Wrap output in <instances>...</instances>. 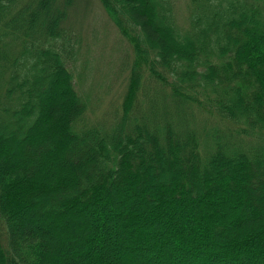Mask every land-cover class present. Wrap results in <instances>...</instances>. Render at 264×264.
Returning a JSON list of instances; mask_svg holds the SVG:
<instances>
[{"label":"trees","instance_id":"obj_1","mask_svg":"<svg viewBox=\"0 0 264 264\" xmlns=\"http://www.w3.org/2000/svg\"><path fill=\"white\" fill-rule=\"evenodd\" d=\"M56 1L0 0V264H264V0H99L133 53L78 92Z\"/></svg>","mask_w":264,"mask_h":264},{"label":"rangeland","instance_id":"obj_2","mask_svg":"<svg viewBox=\"0 0 264 264\" xmlns=\"http://www.w3.org/2000/svg\"><path fill=\"white\" fill-rule=\"evenodd\" d=\"M171 1L173 4L177 22L180 25L182 24L185 26L188 23V0ZM55 4L58 7L61 6L67 9L71 7L65 6L64 0H57ZM54 7L55 6L52 4V6L48 8V15L54 14ZM74 19L78 23V26L81 30V44L79 43V49H83L84 47H92L96 49L93 57H88V54H85L84 56L82 55V58H77L76 54H73L72 52L69 53V57L71 58L67 60L66 66L72 74V84L73 86L77 87L76 90L78 92V87L80 89H83L78 83H80V81H83L81 71H83L84 67L85 70L88 67L93 68L94 74L98 77L94 80V82H100V80L105 79L104 71L109 72V74L111 75H115L120 68L119 65L123 57L125 58V60L131 58V53H133L132 45H134V41L128 42L125 38H119L118 35H121L120 29L114 25L112 20L107 15L105 9L99 3V0H78V7ZM64 24L67 25L68 22L64 21ZM72 45L74 44L71 43V46ZM127 63L129 62L127 61ZM127 63H125L124 65H126ZM103 64L108 65L101 73L95 72V70L101 71L103 69ZM124 65L121 67V69L124 68ZM115 84L117 83H112L111 86H114ZM117 87H123V83L117 84ZM110 95L111 91L109 90L107 93L104 94V96L101 97L100 102H102V105L107 101ZM198 95L201 96L202 94L198 92ZM100 108L101 104L100 107L96 109V111H99ZM49 165L54 166L53 164ZM129 193L132 194L130 191ZM100 210H102V207L100 208ZM180 213H182L181 210L178 214ZM111 222L112 220L102 221L101 224L103 226L107 224L110 225ZM67 224L73 225L71 223ZM55 229H61V227H56ZM50 235L51 237L55 238L54 232H51ZM71 247H75V245H72ZM73 260L77 263H82L83 258L78 257Z\"/></svg>","mask_w":264,"mask_h":264}]
</instances>
